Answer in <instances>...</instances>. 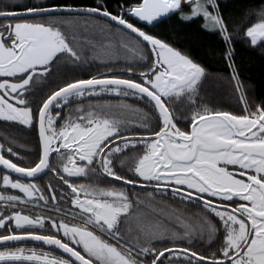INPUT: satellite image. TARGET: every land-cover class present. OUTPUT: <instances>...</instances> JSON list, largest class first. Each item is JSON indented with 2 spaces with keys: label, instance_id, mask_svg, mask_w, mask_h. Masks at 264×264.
<instances>
[{
  "label": "snow or ice",
  "instance_id": "snow-or-ice-1",
  "mask_svg": "<svg viewBox=\"0 0 264 264\" xmlns=\"http://www.w3.org/2000/svg\"><path fill=\"white\" fill-rule=\"evenodd\" d=\"M231 7L0 0V264H264V0Z\"/></svg>",
  "mask_w": 264,
  "mask_h": 264
},
{
  "label": "trees",
  "instance_id": "trees-1",
  "mask_svg": "<svg viewBox=\"0 0 264 264\" xmlns=\"http://www.w3.org/2000/svg\"><path fill=\"white\" fill-rule=\"evenodd\" d=\"M70 3L75 4H87L91 3L92 0H68ZM223 2H228V0H223ZM234 7L228 9L230 13H238L241 11V5L245 4H256L258 0H231ZM186 47L192 51L194 55H201L209 43L207 37L198 35L194 30L190 35L179 38ZM243 58V78L246 83L254 85V96L257 98H264V62L256 57H249L247 54H242ZM219 54H217V60L212 62V69L217 71H223L224 65L218 63ZM217 102L221 106H235V100L229 99V93L221 92L218 96Z\"/></svg>",
  "mask_w": 264,
  "mask_h": 264
}]
</instances>
